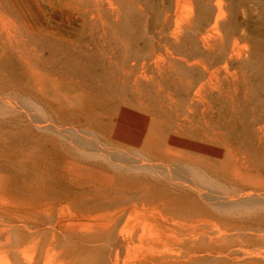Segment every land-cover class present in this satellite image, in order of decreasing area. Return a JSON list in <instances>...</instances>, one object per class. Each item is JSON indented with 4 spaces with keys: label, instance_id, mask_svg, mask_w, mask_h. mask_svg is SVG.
<instances>
[{
    "label": "bare ground",
    "instance_id": "1",
    "mask_svg": "<svg viewBox=\"0 0 264 264\" xmlns=\"http://www.w3.org/2000/svg\"><path fill=\"white\" fill-rule=\"evenodd\" d=\"M126 1L0 0V74L7 68L18 82L0 83V125L11 122L57 154L60 146L76 151L27 171L33 149L0 144V264H264V218L224 216L264 209V150L254 156L212 123L219 105L247 96L246 71L263 65L264 32L248 31L252 19L239 26L224 0H170L151 45L124 56L116 71L134 99L114 100L92 129L52 113L88 114L97 105L92 91L44 63L42 43L83 54L102 49L114 64L116 48L105 50L109 34L120 43ZM253 134L264 143V123ZM91 153L116 170L150 172L170 193L93 167L81 158ZM181 187L193 192L182 201Z\"/></svg>",
    "mask_w": 264,
    "mask_h": 264
},
{
    "label": "rangeland",
    "instance_id": "2",
    "mask_svg": "<svg viewBox=\"0 0 264 264\" xmlns=\"http://www.w3.org/2000/svg\"><path fill=\"white\" fill-rule=\"evenodd\" d=\"M167 3L169 4L170 0L126 1V12L124 13L126 15L122 17L117 26L120 43L119 40H114L109 34V43L105 50L106 52L111 48H116L118 56L114 64H110L104 58L106 56L103 55L102 49L99 52L89 51L88 54H83L58 43H42L45 48V55H47L46 59L44 58V63L48 64L61 79L70 81L77 87H84L92 91L95 102L94 106L97 105L96 112L88 114L71 113L70 110L59 111L57 108H51L53 109L52 113L55 114L57 119L65 122L64 124L68 126L73 125L76 128L81 127L79 129H92L98 126V124L104 123L106 119L105 114L114 105V100H117L119 97L128 98V100L135 98L130 88H127L123 84V82L128 84L129 80L122 75L118 77L116 71L119 70L124 56L127 60L129 58L131 60L132 57L139 55L138 53H141L142 50L151 45L153 31L161 21V14L164 12V7ZM227 4H229L228 12H233L238 21L236 23L239 26H243L245 23L251 22L252 19L255 24H250L247 29L252 35L261 38L260 32L264 31L261 29L258 19L260 16L264 18V0H224L222 4L223 10H225ZM243 9H245V15L242 13ZM236 23L234 24L235 26ZM240 44H243V42L240 41ZM262 62L261 68L256 67V70L250 69L245 73L251 87L248 89L247 96L245 98H238L239 104H236V106H233L229 102L222 103L212 115V123L220 129L224 139L248 149L254 156L259 155L264 150V143L258 144L253 134L254 126L261 124V122L264 123V56H262ZM0 83L3 86H16L18 84L13 73L7 68L3 69L0 74ZM19 86L23 87V85ZM10 96L17 101L22 100L26 105H29L24 101L22 94L13 93ZM151 98L152 104H155L156 101L152 93H149L148 99L151 100ZM164 110V113L169 118L175 115V112H170L168 108ZM0 144L5 146L9 152H13L18 148H32L33 156L25 166L27 171L35 170L34 164H37L40 160H46L47 158L58 159L59 154L62 153L71 157L76 155L73 145L66 149H62L60 146L58 149L59 154L55 153L56 151L54 148H51L49 142L48 145H45L38 136L30 138L22 129L16 128L9 121L3 122L0 125ZM81 158L95 168H114L116 170V167L106 158L97 157L95 154H87V156H81ZM49 169L53 170L55 166L50 165ZM116 174L119 177L129 174V177L135 181L140 179L152 180L154 190L161 187L163 189L162 193H170L169 183L156 179V176L153 177L148 171L129 173L128 171L118 169L116 170ZM188 192L190 191L181 187L178 195L180 196L179 199L182 201L181 197H184ZM190 193L193 192L191 191ZM210 208L214 213L222 214L216 208ZM263 210L262 208H255L253 210L240 208L235 212H225L224 216L230 215L231 218L245 220L253 219V216L264 218L263 215H260V213L264 212Z\"/></svg>",
    "mask_w": 264,
    "mask_h": 264
}]
</instances>
